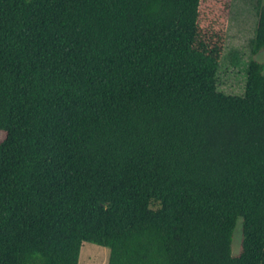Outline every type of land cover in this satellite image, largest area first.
Returning a JSON list of instances; mask_svg holds the SVG:
<instances>
[{
  "label": "trees",
  "instance_id": "16d2710c",
  "mask_svg": "<svg viewBox=\"0 0 264 264\" xmlns=\"http://www.w3.org/2000/svg\"><path fill=\"white\" fill-rule=\"evenodd\" d=\"M232 6L0 0V264H264V4L242 96Z\"/></svg>",
  "mask_w": 264,
  "mask_h": 264
},
{
  "label": "rangeland",
  "instance_id": "374dc122",
  "mask_svg": "<svg viewBox=\"0 0 264 264\" xmlns=\"http://www.w3.org/2000/svg\"><path fill=\"white\" fill-rule=\"evenodd\" d=\"M264 4V0H262ZM258 0H233L229 33L219 71V89L227 95L242 96L245 93L247 66L252 58L251 41L255 36ZM255 60L264 64V51ZM4 134L0 132V140ZM242 224L239 221L234 235L233 254L239 252ZM110 250L84 242L79 264H108Z\"/></svg>",
  "mask_w": 264,
  "mask_h": 264
}]
</instances>
